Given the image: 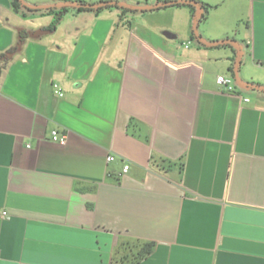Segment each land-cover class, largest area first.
<instances>
[{
    "label": "crops",
    "instance_id": "1",
    "mask_svg": "<svg viewBox=\"0 0 264 264\" xmlns=\"http://www.w3.org/2000/svg\"><path fill=\"white\" fill-rule=\"evenodd\" d=\"M199 1L198 35L236 41L239 77L264 86V0ZM66 5L45 31L53 13L0 0V51L17 45L0 74V264H264V89L234 79L237 46L192 38L187 7ZM133 241L154 248L128 262Z\"/></svg>",
    "mask_w": 264,
    "mask_h": 264
},
{
    "label": "trees",
    "instance_id": "2",
    "mask_svg": "<svg viewBox=\"0 0 264 264\" xmlns=\"http://www.w3.org/2000/svg\"><path fill=\"white\" fill-rule=\"evenodd\" d=\"M108 1H115V4H109ZM168 1H176L174 3H171L169 5L165 6H159L155 8H148V6L152 5L144 2H136V3H128L124 0H101L98 3H89L84 0H76L67 2L64 0H55V3L48 5V6H32L24 3L22 0H11V4L13 9L16 12L21 11L23 14L25 13H53V20L45 27V31H53L56 28L57 23L59 22L62 15L68 10V6L66 4L74 5L76 6V9L78 11H100L104 8H112L115 7L121 11V13L126 12H140L145 13L147 11L151 10H158L162 8L167 7H187L189 8L191 14L194 17V20H196V24L200 21H205L207 19L208 10L211 7V5L204 3L199 0H157L155 3H161V2H168ZM63 3H66L65 5ZM61 4V5H58ZM94 4H99L97 7H93ZM154 4V3H153ZM197 4L200 7V14L198 17H196V6ZM26 33L22 32L19 36V42H22L26 38ZM195 37L194 30L192 31V38ZM17 51V45L11 46L3 51H0V74L3 70L7 68V66L13 61L14 55ZM231 60L235 61L236 63V56L233 57ZM229 68V71L233 75L234 65ZM238 66L240 64V60L237 62ZM154 243L153 242H145L142 249L139 250L136 254L135 259L133 262H138L139 260L147 257L153 250Z\"/></svg>",
    "mask_w": 264,
    "mask_h": 264
},
{
    "label": "rangeland",
    "instance_id": "3",
    "mask_svg": "<svg viewBox=\"0 0 264 264\" xmlns=\"http://www.w3.org/2000/svg\"><path fill=\"white\" fill-rule=\"evenodd\" d=\"M128 3H136V2H144L146 1L147 3H151L153 2L154 0H124ZM218 2H223L222 3V7L215 13H224L225 11H227L232 4H234V1L232 0H217ZM245 20V19H244ZM201 26L205 25L204 23H200ZM243 23H239L238 25L235 26V28L233 29V31H231V36H236V38L238 37L239 38V33H238V30L240 29H243ZM198 30V29H197ZM234 81V80H233ZM145 242H138V241H133V242H129V243H126V244H123L121 245V253L119 254L120 256L121 255H125V254H130L131 251H133L131 253V259L128 261V262H131L135 259L136 257V254L139 250L142 249L143 245H144Z\"/></svg>",
    "mask_w": 264,
    "mask_h": 264
},
{
    "label": "water",
    "instance_id": "4",
    "mask_svg": "<svg viewBox=\"0 0 264 264\" xmlns=\"http://www.w3.org/2000/svg\"><path fill=\"white\" fill-rule=\"evenodd\" d=\"M176 1H168V2H161V3H154L150 6H148V8H155V7H159V6H165V5H169L171 3H174ZM109 4H115L116 2L115 1H108ZM64 5L66 3H63ZM58 5H61V4H58ZM99 4H94L93 7H97ZM196 6V14L200 11V7L195 4ZM193 30H194V34H195V37L197 38V40L199 42H201L202 44L206 45V46H216V45H220V44H226V43H231V44H235L237 46V55H236V63L234 65V70H233V75H234V79L240 83V84H243V85H248V86H251V87H257V88H262L264 89V86H256L252 83H249V82H244L240 77H239V74H238V55H239V47H238V44L236 41L234 40H230V39H225V40H221V41H206L204 39H202L201 36L198 35L197 31H196V20H194V23H193Z\"/></svg>",
    "mask_w": 264,
    "mask_h": 264
},
{
    "label": "built area",
    "instance_id": "5",
    "mask_svg": "<svg viewBox=\"0 0 264 264\" xmlns=\"http://www.w3.org/2000/svg\"><path fill=\"white\" fill-rule=\"evenodd\" d=\"M216 80L218 84L225 86L229 91L233 90L232 83L234 79L231 76L225 77V76L220 75L217 77ZM54 87L56 88L55 91L58 93V95L62 96L63 93L61 92V90L58 87H56V85H54ZM65 138H66L65 133L59 134L58 131L55 129L51 131L50 139L52 141L62 143L64 142ZM127 168H128V165H125L123 171H126Z\"/></svg>",
    "mask_w": 264,
    "mask_h": 264
}]
</instances>
